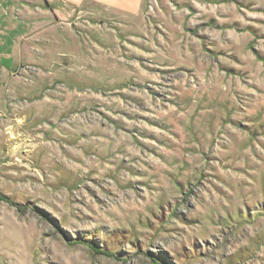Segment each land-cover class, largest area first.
Masks as SVG:
<instances>
[{"label": "rangeland", "instance_id": "obj_1", "mask_svg": "<svg viewBox=\"0 0 264 264\" xmlns=\"http://www.w3.org/2000/svg\"><path fill=\"white\" fill-rule=\"evenodd\" d=\"M196 1L0 0V264H264V0Z\"/></svg>", "mask_w": 264, "mask_h": 264}, {"label": "crops", "instance_id": "obj_2", "mask_svg": "<svg viewBox=\"0 0 264 264\" xmlns=\"http://www.w3.org/2000/svg\"><path fill=\"white\" fill-rule=\"evenodd\" d=\"M70 1H72V2H77L78 0H70ZM89 1H91V0H89ZM97 1L107 2L108 0H97ZM138 1H139V0H138ZM194 1H195V2H194ZM189 3H190V4H192V3L199 4L198 1H196V0H190Z\"/></svg>", "mask_w": 264, "mask_h": 264}]
</instances>
